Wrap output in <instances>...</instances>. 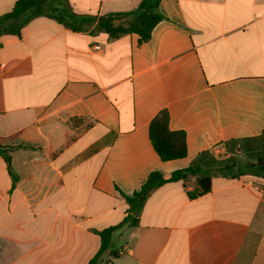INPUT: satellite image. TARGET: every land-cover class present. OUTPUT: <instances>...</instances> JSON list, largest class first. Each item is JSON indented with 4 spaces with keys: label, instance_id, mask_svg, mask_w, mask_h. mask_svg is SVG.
<instances>
[{
    "label": "crops",
    "instance_id": "obj_1",
    "mask_svg": "<svg viewBox=\"0 0 264 264\" xmlns=\"http://www.w3.org/2000/svg\"><path fill=\"white\" fill-rule=\"evenodd\" d=\"M18 0H0V16ZM95 19L142 0H64ZM151 38L112 39L46 15L0 37V264H89L99 232L121 224L152 172L169 179L202 152L255 162L264 150V0H162ZM96 45L104 48L95 50ZM187 155L163 161L150 138L162 112ZM256 139L254 141H247ZM239 144H233V141ZM264 184L251 173L150 192L104 264H264Z\"/></svg>",
    "mask_w": 264,
    "mask_h": 264
},
{
    "label": "trees",
    "instance_id": "obj_2",
    "mask_svg": "<svg viewBox=\"0 0 264 264\" xmlns=\"http://www.w3.org/2000/svg\"><path fill=\"white\" fill-rule=\"evenodd\" d=\"M162 0H142L133 11L109 13L95 19L90 15H77L67 8L64 0H18L12 10L0 16V37L3 35L21 36L22 29L33 19L46 15L59 23L77 31L88 30L96 23L95 30L108 34L112 39L124 35L137 34L140 43L147 42L155 26L165 19L159 10ZM152 144L163 161L181 159L187 155L186 136L184 132L172 131L169 128V115L166 111L157 116L150 125ZM251 139L247 141H254ZM239 144V141H233ZM246 155L255 162H246L239 168L234 156L217 158L211 151H202L185 169L174 171L169 179H165L160 172H152L142 188L132 196H126L130 204L128 215L117 226L100 231L101 247L89 264H104L105 255L112 256L118 251L113 248L115 233L125 225L136 226L141 209L149 194L154 189L169 183L195 178L196 187L187 194L191 199L203 196L211 191L212 177L222 173L229 178L251 173L264 179V150L259 145L255 151H250L240 143ZM0 154L10 164L7 150L0 144Z\"/></svg>",
    "mask_w": 264,
    "mask_h": 264
},
{
    "label": "built area",
    "instance_id": "obj_3",
    "mask_svg": "<svg viewBox=\"0 0 264 264\" xmlns=\"http://www.w3.org/2000/svg\"><path fill=\"white\" fill-rule=\"evenodd\" d=\"M103 48L104 47L102 45H96L95 46L96 51H100ZM248 185H249V187H251L256 192H263L264 191V184H261V183H258L256 181L251 180L248 182Z\"/></svg>",
    "mask_w": 264,
    "mask_h": 264
}]
</instances>
